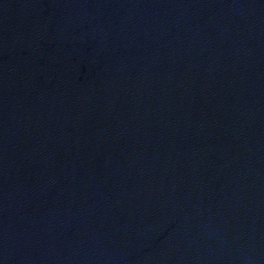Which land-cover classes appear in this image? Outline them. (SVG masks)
Instances as JSON below:
<instances>
[{"label":"water","instance_id":"water-1","mask_svg":"<svg viewBox=\"0 0 264 264\" xmlns=\"http://www.w3.org/2000/svg\"><path fill=\"white\" fill-rule=\"evenodd\" d=\"M0 264H264V0H0Z\"/></svg>","mask_w":264,"mask_h":264}]
</instances>
